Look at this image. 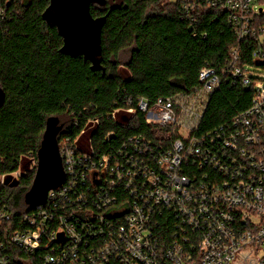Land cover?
Listing matches in <instances>:
<instances>
[{
    "label": "built area",
    "instance_id": "1",
    "mask_svg": "<svg viewBox=\"0 0 264 264\" xmlns=\"http://www.w3.org/2000/svg\"><path fill=\"white\" fill-rule=\"evenodd\" d=\"M2 1L11 0H0V22ZM202 1L227 13L240 41L256 39L252 57L264 62L259 0ZM239 62L234 52L231 63L203 67L192 93L152 106L139 99L138 109L108 116L120 114L127 126L141 111L175 137L168 148L141 135L117 153L96 155L66 137L59 144L65 181L47 203L17 221L0 204V264H264V74L250 71L264 69ZM229 81L253 91L251 106L200 132L213 93Z\"/></svg>",
    "mask_w": 264,
    "mask_h": 264
},
{
    "label": "trees",
    "instance_id": "2",
    "mask_svg": "<svg viewBox=\"0 0 264 264\" xmlns=\"http://www.w3.org/2000/svg\"><path fill=\"white\" fill-rule=\"evenodd\" d=\"M259 2L264 6V0ZM51 3L2 1L6 17L0 22V87L6 101L0 108V177L5 176L0 204L14 213L15 221L30 212L24 202L36 172L30 163L37 165L49 117H59L64 125L59 144L66 137L79 143L86 136L79 152L117 153L129 138L141 135L168 148L175 137L166 134L167 128L149 124L141 111L136 110L127 126L120 114L116 119L108 116L115 109H138L139 99L152 106L162 97L192 93L203 67L231 63L234 52L238 66L264 69V62L252 57L258 41H240L227 13L202 0L93 4L94 20H103L99 49L74 57L60 52L63 39L46 19ZM260 23L264 25V16ZM124 54L129 56L125 64ZM253 96L250 88L223 82L210 99L200 132L230 123L251 106ZM94 119L100 124L89 129L87 123ZM109 133L114 136L106 139ZM18 171L20 176L13 177Z\"/></svg>",
    "mask_w": 264,
    "mask_h": 264
},
{
    "label": "water",
    "instance_id": "3",
    "mask_svg": "<svg viewBox=\"0 0 264 264\" xmlns=\"http://www.w3.org/2000/svg\"><path fill=\"white\" fill-rule=\"evenodd\" d=\"M106 0H52L46 19L55 26L63 39L60 52L76 56L99 49V37L103 20H94L93 4H105ZM99 70V69H96ZM6 101V93L0 87V108ZM64 125L57 116L46 121V128L37 151V165L33 183L24 196L25 204L34 210L47 203L49 192L65 181V170L60 152L59 134Z\"/></svg>",
    "mask_w": 264,
    "mask_h": 264
},
{
    "label": "rangeland",
    "instance_id": "4",
    "mask_svg": "<svg viewBox=\"0 0 264 264\" xmlns=\"http://www.w3.org/2000/svg\"><path fill=\"white\" fill-rule=\"evenodd\" d=\"M177 1H178V0H169V2L172 3V4H176ZM262 8L264 9V6H262ZM128 59H129L128 54H124V55L122 56V62H123V64H125V63L127 62ZM250 71H251L252 73H255V74H264L263 71H261L260 69H255V68H254V69H250ZM83 141H86V142H87L86 136L81 137V140H80L79 143H78L79 148H83V147H82V145H84V144H83ZM33 166H34V164L31 162V163H30V169H32ZM24 171H25V170H24L23 167H22V168L20 169V172L23 173ZM258 255H259V257H261V256L263 255V253L260 252V253H258Z\"/></svg>",
    "mask_w": 264,
    "mask_h": 264
}]
</instances>
